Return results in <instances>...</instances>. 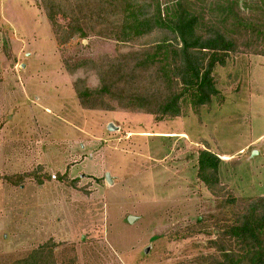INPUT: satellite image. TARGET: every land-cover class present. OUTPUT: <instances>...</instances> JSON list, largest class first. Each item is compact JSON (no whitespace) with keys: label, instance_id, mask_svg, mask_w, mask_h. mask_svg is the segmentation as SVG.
Instances as JSON below:
<instances>
[{"label":"rangeland","instance_id":"1","mask_svg":"<svg viewBox=\"0 0 264 264\" xmlns=\"http://www.w3.org/2000/svg\"><path fill=\"white\" fill-rule=\"evenodd\" d=\"M236 2L246 15L261 4ZM240 34L214 72L219 96L160 120L78 103L73 80L97 84L78 64L127 45L93 35L58 44L39 0H0V264L43 244L55 264H188L212 253L218 200L197 177L198 151L223 157L219 179L234 196L264 195V55Z\"/></svg>","mask_w":264,"mask_h":264},{"label":"trees","instance_id":"2","mask_svg":"<svg viewBox=\"0 0 264 264\" xmlns=\"http://www.w3.org/2000/svg\"><path fill=\"white\" fill-rule=\"evenodd\" d=\"M236 3L175 0L163 6L161 0H39L58 44L93 35L129 47L115 57L105 54L78 64L97 79L93 86L85 76L73 80L81 107L111 111L113 102L160 120L182 115L185 102L199 107L219 96L214 72L239 51L235 33L257 40H246L243 47L264 55V44H257L258 39L264 41V0L257 10L249 6L248 15L237 10ZM66 70L68 75L74 72ZM221 158L207 148L198 151L197 177L218 200L211 216L217 234L209 240L214 251L188 264H264V195L234 196L219 179ZM12 264L55 263L43 244Z\"/></svg>","mask_w":264,"mask_h":264},{"label":"water","instance_id":"3","mask_svg":"<svg viewBox=\"0 0 264 264\" xmlns=\"http://www.w3.org/2000/svg\"><path fill=\"white\" fill-rule=\"evenodd\" d=\"M111 126H112V124H109L108 128L110 129ZM106 179L108 180V182H111V179H110V176L108 173H106ZM128 219H129V221H132L134 218L130 216Z\"/></svg>","mask_w":264,"mask_h":264}]
</instances>
